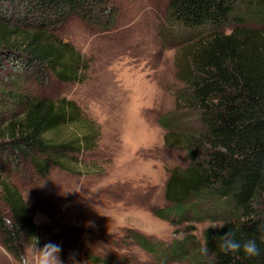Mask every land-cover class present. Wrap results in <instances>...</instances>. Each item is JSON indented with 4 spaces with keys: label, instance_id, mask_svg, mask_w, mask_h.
Listing matches in <instances>:
<instances>
[{
    "label": "trees",
    "instance_id": "obj_1",
    "mask_svg": "<svg viewBox=\"0 0 264 264\" xmlns=\"http://www.w3.org/2000/svg\"><path fill=\"white\" fill-rule=\"evenodd\" d=\"M167 12L190 33L178 62L187 88L160 121L166 145L183 148L188 164L168 170L167 205L154 211L224 228L205 230L207 257L187 241L130 236L161 264L189 256L193 264H264V0H168ZM116 18L111 0H0V243L17 261L33 236L40 240L29 196L56 171L82 175L100 137L75 100L52 90L83 80L92 61L58 29L73 19L110 29ZM192 115L196 124L184 125ZM223 231L256 238L260 255L221 252Z\"/></svg>",
    "mask_w": 264,
    "mask_h": 264
},
{
    "label": "rangeland",
    "instance_id": "obj_2",
    "mask_svg": "<svg viewBox=\"0 0 264 264\" xmlns=\"http://www.w3.org/2000/svg\"><path fill=\"white\" fill-rule=\"evenodd\" d=\"M111 5L117 18L110 29L78 19L58 29L92 61L83 80L52 90L75 100L98 124L100 137L83 157L82 175L56 171L29 196L40 227L38 246L59 244L62 264L73 259L97 264L87 254L111 257L112 264H161L130 236L134 230L164 243L190 242L207 257L204 232L219 221L174 222L154 211L167 205L168 170L188 164L183 148L166 145L160 117L175 109L179 91L187 88L178 78V62L181 38L190 33L169 20L168 0H111ZM189 117L184 125L196 124ZM190 258L168 264H193ZM0 264H18L1 243Z\"/></svg>",
    "mask_w": 264,
    "mask_h": 264
},
{
    "label": "clouds",
    "instance_id": "obj_3",
    "mask_svg": "<svg viewBox=\"0 0 264 264\" xmlns=\"http://www.w3.org/2000/svg\"><path fill=\"white\" fill-rule=\"evenodd\" d=\"M224 228V224H211L209 230L220 231ZM259 241L264 243V230H261ZM39 238L33 236L29 244L28 251L21 255L18 264H62L60 253L62 248L59 244L48 242L39 247ZM219 250L225 254H234L243 252L247 257L259 256L260 247L256 238L245 240H237L235 234L231 231H223L220 233L218 240ZM202 251H207L206 248ZM72 264H76L73 259Z\"/></svg>",
    "mask_w": 264,
    "mask_h": 264
}]
</instances>
